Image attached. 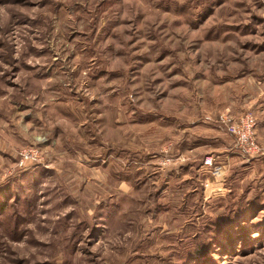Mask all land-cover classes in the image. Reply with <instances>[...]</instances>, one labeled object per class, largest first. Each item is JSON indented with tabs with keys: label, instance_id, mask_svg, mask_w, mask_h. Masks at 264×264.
Wrapping results in <instances>:
<instances>
[{
	"label": "rangeland",
	"instance_id": "374dc122",
	"mask_svg": "<svg viewBox=\"0 0 264 264\" xmlns=\"http://www.w3.org/2000/svg\"><path fill=\"white\" fill-rule=\"evenodd\" d=\"M247 114L264 0H0V264H264Z\"/></svg>",
	"mask_w": 264,
	"mask_h": 264
},
{
	"label": "built area",
	"instance_id": "2783aa9c",
	"mask_svg": "<svg viewBox=\"0 0 264 264\" xmlns=\"http://www.w3.org/2000/svg\"><path fill=\"white\" fill-rule=\"evenodd\" d=\"M219 123L226 129V132L233 138L235 146L241 150L247 162L264 155V148L259 144L256 137L257 121L251 114L243 115L234 119L227 115L219 117ZM202 168L206 174L218 179L221 176V165L217 164L212 156L204 159ZM207 183L205 187H208Z\"/></svg>",
	"mask_w": 264,
	"mask_h": 264
}]
</instances>
